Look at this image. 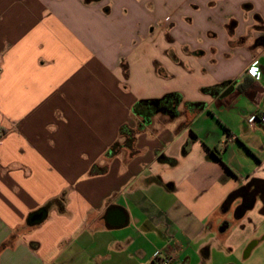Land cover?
Returning <instances> with one entry per match:
<instances>
[{
	"label": "crops",
	"instance_id": "0c3cea01",
	"mask_svg": "<svg viewBox=\"0 0 264 264\" xmlns=\"http://www.w3.org/2000/svg\"><path fill=\"white\" fill-rule=\"evenodd\" d=\"M261 117L264 0H0V264H264Z\"/></svg>",
	"mask_w": 264,
	"mask_h": 264
},
{
	"label": "trees",
	"instance_id": "16d2710c",
	"mask_svg": "<svg viewBox=\"0 0 264 264\" xmlns=\"http://www.w3.org/2000/svg\"><path fill=\"white\" fill-rule=\"evenodd\" d=\"M248 84L249 81H245L243 82V84L238 85V88L240 90H244L248 86ZM233 86L234 84L232 82L227 81L218 84L214 87L207 88L205 89V92L212 96H219L220 94H226L233 88ZM181 100L182 98L179 94H168L159 99L137 101L131 108L132 116L139 120L137 127L135 129H132L126 124L122 125L119 128V137L107 149L104 155L105 159H110L118 155L122 151H126L129 157L133 156L136 153L134 143L137 134L141 132L145 127L149 126L153 118L158 114L165 115L169 118L177 116V106L181 102ZM166 161L170 164H174V160ZM104 172H106V167H99L97 165H93L90 174L99 175ZM30 216L28 217L27 223L31 225L32 223L30 222Z\"/></svg>",
	"mask_w": 264,
	"mask_h": 264
},
{
	"label": "rangeland",
	"instance_id": "374dc122",
	"mask_svg": "<svg viewBox=\"0 0 264 264\" xmlns=\"http://www.w3.org/2000/svg\"><path fill=\"white\" fill-rule=\"evenodd\" d=\"M166 1H167V3L170 4V5H175L176 3H179V2H180V0H166ZM184 11H185L186 13L189 12V8H187V9L185 8ZM174 12H176L175 7L171 8V10L169 11V13H174ZM174 20H176L177 23H178L177 31H179V32L181 33L182 30H185L184 26H183L182 24L180 25L178 19L174 18ZM131 62H132V64H134V67H135V63H134L133 59L131 60ZM133 80H134L135 82H137L138 78H134ZM137 83H138V82H137ZM172 84L175 85L176 82H172ZM263 248H264V247H263ZM263 248H258L257 251H256V253H260V252H262Z\"/></svg>",
	"mask_w": 264,
	"mask_h": 264
},
{
	"label": "water",
	"instance_id": "95a60500",
	"mask_svg": "<svg viewBox=\"0 0 264 264\" xmlns=\"http://www.w3.org/2000/svg\"><path fill=\"white\" fill-rule=\"evenodd\" d=\"M43 217H44V212L43 211H40V212H37V213H33L30 216V222L33 223V224L37 223L40 220H42Z\"/></svg>",
	"mask_w": 264,
	"mask_h": 264
},
{
	"label": "built area",
	"instance_id": "2783aa9c",
	"mask_svg": "<svg viewBox=\"0 0 264 264\" xmlns=\"http://www.w3.org/2000/svg\"><path fill=\"white\" fill-rule=\"evenodd\" d=\"M247 73L251 77H254L255 76V72L252 69H248ZM260 121H261L262 124H264V117H261L260 118ZM159 264H170V260L166 259V260L162 261Z\"/></svg>",
	"mask_w": 264,
	"mask_h": 264
}]
</instances>
